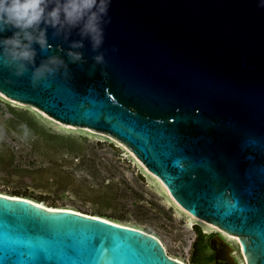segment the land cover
<instances>
[{
    "label": "water",
    "instance_id": "water-1",
    "mask_svg": "<svg viewBox=\"0 0 264 264\" xmlns=\"http://www.w3.org/2000/svg\"><path fill=\"white\" fill-rule=\"evenodd\" d=\"M108 16L103 65L90 67L85 39L71 78L33 88L0 68V91L114 136L187 211L238 236L247 264H264V4L111 0ZM78 39L49 29L35 63L68 62ZM210 244L215 264L233 260L223 235ZM0 264L184 263L138 228L0 194Z\"/></svg>",
    "mask_w": 264,
    "mask_h": 264
},
{
    "label": "rangeland",
    "instance_id": "rangeland-1",
    "mask_svg": "<svg viewBox=\"0 0 264 264\" xmlns=\"http://www.w3.org/2000/svg\"><path fill=\"white\" fill-rule=\"evenodd\" d=\"M21 123L31 131L26 139L20 137ZM123 144L0 91V191L138 225L158 235L168 254L190 264L194 254L210 260L205 239L199 245L203 251L193 246L205 225L195 221L191 227L187 214L158 191ZM230 243L240 262L239 245Z\"/></svg>",
    "mask_w": 264,
    "mask_h": 264
},
{
    "label": "clouds",
    "instance_id": "clouds-1",
    "mask_svg": "<svg viewBox=\"0 0 264 264\" xmlns=\"http://www.w3.org/2000/svg\"><path fill=\"white\" fill-rule=\"evenodd\" d=\"M260 3L264 4V0ZM110 4L111 0H0V68L15 77L28 73L33 88L47 84L58 72L69 79L68 64L83 61V53L77 49L83 47L85 39L95 53L90 67L103 65L104 54L97 49L104 41ZM49 29L53 36L62 35L65 40L72 30L77 31L80 39L70 41L65 51L68 62L59 55H51L35 63L36 46L41 50L51 47ZM19 128L21 139L30 136L27 124L21 123Z\"/></svg>",
    "mask_w": 264,
    "mask_h": 264
},
{
    "label": "bare ground",
    "instance_id": "bare-ground-1",
    "mask_svg": "<svg viewBox=\"0 0 264 264\" xmlns=\"http://www.w3.org/2000/svg\"><path fill=\"white\" fill-rule=\"evenodd\" d=\"M66 123V122H65ZM69 124V123H68ZM103 134V133H102ZM124 145V144H123ZM124 147L133 155L134 159L137 161V163L150 175L152 176V178L150 177V179L155 182V184L157 185V189L159 192H163L166 194V196L168 197L169 201L173 202L177 207H179L180 209H182L188 216L189 218V223H190V226L192 227L194 224H195V221H200L202 222L204 225H205V229H204V232L206 233H210V232H214V231H218L220 232L227 241L229 242H233V243H236L239 245V249L241 251L240 255H239V264H246V258L242 252V248L240 246V240H239V237L234 235V234H231V233H228L224 230H222L221 228H219L217 225L211 223V222H208V221H205L193 214H191L189 211H187L182 205H180L176 200L175 198L171 195V193L169 192L168 188L166 187V185L161 181V179H159L154 173H152L151 171L148 170V168L140 161V159L134 154V152L129 149L127 146L124 145ZM0 194L2 195H6V196H9V197H20V198H26V199H29L35 203H38L40 205H43L49 209H69V210H74V211H77V212H80V213H84V214H89V215H93V216H97V217H101V218H104V219H107L109 221H112V222H115V223H118V224H122V225H127V226H131V227H135V228H138L140 230H143L145 232H147L143 227L141 226H138V225H134V224H130V223H125V222H121L119 220H116V219H113V218H109V217H106L104 215H100V214H93V213H88V212H84V211H81L79 209H76L74 207H67V206H53V205H49V204H46L45 202H42L41 200H37V199H34L32 197H28V196H24V195H18V194H10V193H7V192H2L0 191ZM147 233H150L152 235H154L155 237H157L158 239H160V237L158 235H156L155 233H151V232H147ZM160 241H162L160 239ZM163 243V242H162ZM171 257L177 259L178 261H181L182 263L184 264H190L188 262H186L185 260L177 257V256H174L172 254H169ZM224 264H231V260L229 259H224Z\"/></svg>",
    "mask_w": 264,
    "mask_h": 264
},
{
    "label": "flooded vegetation",
    "instance_id": "flooded-vegetation-1",
    "mask_svg": "<svg viewBox=\"0 0 264 264\" xmlns=\"http://www.w3.org/2000/svg\"><path fill=\"white\" fill-rule=\"evenodd\" d=\"M207 234L208 233H206V232L202 234L201 231H199L198 232V236L195 239V242H194V245L193 246H194V251H198V252L199 251H203L204 249H201L199 245H200L201 240L205 239L208 242V246H209V249H210V255L213 257L212 260L211 259L210 260H203V259H201V257L197 256L196 254H194V255L196 256L197 260L200 263H204V264H207V263L208 264H215V262H214V249L211 247L210 240L215 235L221 234V233L218 232V233H215V234H212V235H207ZM228 243H230V242L228 241ZM232 247H233V245H232ZM235 254H236V252L234 251V247H233V250L231 251V255L233 256V260L231 261V264H239V261H238V259H237V257H236Z\"/></svg>",
    "mask_w": 264,
    "mask_h": 264
},
{
    "label": "trees",
    "instance_id": "trees-1",
    "mask_svg": "<svg viewBox=\"0 0 264 264\" xmlns=\"http://www.w3.org/2000/svg\"><path fill=\"white\" fill-rule=\"evenodd\" d=\"M212 256H211V260H212ZM192 263L193 264H204V263H200L198 260H197V258H196V256L195 255H193L192 256ZM208 264V263H207Z\"/></svg>",
    "mask_w": 264,
    "mask_h": 264
}]
</instances>
